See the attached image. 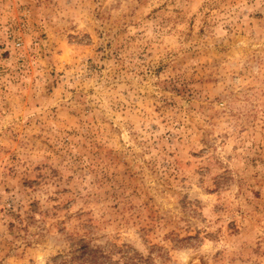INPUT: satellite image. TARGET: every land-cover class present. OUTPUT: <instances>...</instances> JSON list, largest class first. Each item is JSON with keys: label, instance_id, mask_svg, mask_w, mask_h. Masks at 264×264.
Returning <instances> with one entry per match:
<instances>
[{"label": "rangeland", "instance_id": "obj_1", "mask_svg": "<svg viewBox=\"0 0 264 264\" xmlns=\"http://www.w3.org/2000/svg\"><path fill=\"white\" fill-rule=\"evenodd\" d=\"M0 264H264V0H0Z\"/></svg>", "mask_w": 264, "mask_h": 264}]
</instances>
